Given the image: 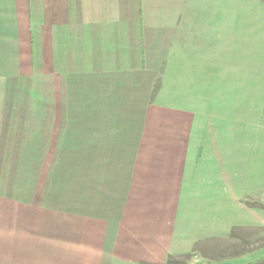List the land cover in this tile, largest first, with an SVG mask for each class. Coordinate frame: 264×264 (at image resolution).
Here are the masks:
<instances>
[{
  "label": "crops",
  "instance_id": "crops-1",
  "mask_svg": "<svg viewBox=\"0 0 264 264\" xmlns=\"http://www.w3.org/2000/svg\"><path fill=\"white\" fill-rule=\"evenodd\" d=\"M264 264V0H0V264Z\"/></svg>",
  "mask_w": 264,
  "mask_h": 264
},
{
  "label": "rangeland",
  "instance_id": "rangeland-1",
  "mask_svg": "<svg viewBox=\"0 0 264 264\" xmlns=\"http://www.w3.org/2000/svg\"><path fill=\"white\" fill-rule=\"evenodd\" d=\"M190 259L191 256L179 257L169 262V264H187V262L190 261Z\"/></svg>",
  "mask_w": 264,
  "mask_h": 264
}]
</instances>
